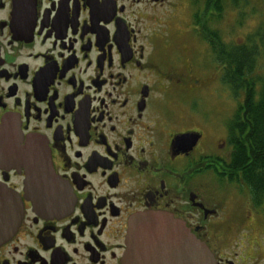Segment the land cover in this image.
Listing matches in <instances>:
<instances>
[{
    "label": "flooded vegetation",
    "instance_id": "obj_1",
    "mask_svg": "<svg viewBox=\"0 0 264 264\" xmlns=\"http://www.w3.org/2000/svg\"><path fill=\"white\" fill-rule=\"evenodd\" d=\"M224 1L0 0V185L24 204L0 264H124L130 220L146 213L183 221L216 264H264V244L214 235L232 193L204 180L237 191L250 230L264 224L249 188L215 173L233 148L201 109L215 54L203 29ZM20 147L32 185L8 164Z\"/></svg>",
    "mask_w": 264,
    "mask_h": 264
},
{
    "label": "trees",
    "instance_id": "obj_2",
    "mask_svg": "<svg viewBox=\"0 0 264 264\" xmlns=\"http://www.w3.org/2000/svg\"><path fill=\"white\" fill-rule=\"evenodd\" d=\"M238 5V0H235ZM218 5V4H217ZM221 13L223 7L214 6ZM206 33V31H204ZM212 49L225 65L223 83L234 96L244 94V101L238 106L229 122V142L233 148L231 160L224 163L225 174L215 169L220 177L230 182L246 185L258 208L264 207V76L257 73L258 62L264 54V23L244 42L220 44L219 35L208 31Z\"/></svg>",
    "mask_w": 264,
    "mask_h": 264
},
{
    "label": "rangeland",
    "instance_id": "obj_3",
    "mask_svg": "<svg viewBox=\"0 0 264 264\" xmlns=\"http://www.w3.org/2000/svg\"><path fill=\"white\" fill-rule=\"evenodd\" d=\"M183 7V14L179 15L180 25L189 22V9L186 6ZM165 11L167 14L166 8L163 10V14ZM210 12H214V8H211ZM215 14L216 18H211L210 24L203 30L206 33L208 31L218 33L220 44L240 45L250 33L257 31L260 25L264 23V0H238V5L235 4V0H225L222 12H216ZM180 25L172 20L169 26L164 23L163 28L172 33L175 31L174 29L181 28ZM192 29L198 30L199 28ZM258 41L260 50L264 49L261 41L259 39ZM210 60L212 82L209 88L201 94V96L205 94L204 98L208 102V106L202 104L201 109L209 110L213 134L220 136L224 134V125H226L227 130L238 106L244 101V94L241 92V95L234 96L231 90L218 80V66L220 67L223 64L220 62L218 55L211 54ZM257 73L264 76V54L259 59ZM204 180L210 183V193L216 194L217 197H221L226 193L228 199L232 193L231 202L225 205L224 209L222 207L219 210L218 217L221 218L223 227L219 234L215 231L214 235L217 239L230 242V244H264V224L259 223L256 231H254L250 230V225H244L245 223L240 219L242 212L239 209V200L235 199L237 191L235 189L231 192L224 191L223 185H217L214 174H209Z\"/></svg>",
    "mask_w": 264,
    "mask_h": 264
},
{
    "label": "water",
    "instance_id": "obj_4",
    "mask_svg": "<svg viewBox=\"0 0 264 264\" xmlns=\"http://www.w3.org/2000/svg\"><path fill=\"white\" fill-rule=\"evenodd\" d=\"M5 129L16 128L7 121ZM42 148L41 143H37ZM19 156L9 158L8 164L29 174L28 148L17 149ZM7 153V151H6ZM47 162V160H45ZM45 176H49L45 169ZM24 214L22 198L0 185V246L17 232ZM124 264H216L207 245L196 237L186 224L164 213H146L130 220Z\"/></svg>",
    "mask_w": 264,
    "mask_h": 264
}]
</instances>
